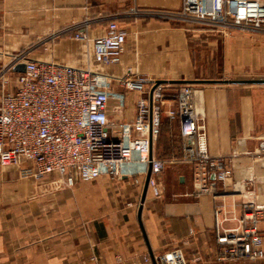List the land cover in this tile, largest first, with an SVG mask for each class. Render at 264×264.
<instances>
[{"label": "crops", "instance_id": "0c3cea01", "mask_svg": "<svg viewBox=\"0 0 264 264\" xmlns=\"http://www.w3.org/2000/svg\"><path fill=\"white\" fill-rule=\"evenodd\" d=\"M181 7L182 0H0V98L15 90L21 65L16 59L24 55L113 78L131 74L165 81L173 89L167 91L161 124L168 120L165 133H176L164 145L174 143L171 158L181 157L180 122L167 115L181 84L170 83L201 80L203 58L193 55L189 27L150 14ZM111 21L127 31V39L121 62L105 66L91 42L72 36L79 31L91 39L102 36ZM195 32L198 39L206 34L208 46L215 47L214 33ZM231 40L223 54L225 74L264 72L263 35L238 34ZM194 91L210 154L238 153L225 192L193 195V168L186 163L166 170L162 197L154 198L148 189L144 203L146 178L136 186L127 178L85 183L77 177L69 188L58 175L37 181L21 177L24 165L0 166V264H150L145 257L152 261L174 249L183 251L187 264H264V259L218 261L215 216L220 210L230 219L240 217L242 198L234 192L249 175L259 178L253 189L264 204V85L194 84ZM135 96L129 95L124 111L111 103L110 120L132 121ZM220 226L230 229L237 223ZM260 228L264 237V223Z\"/></svg>", "mask_w": 264, "mask_h": 264}, {"label": "built area", "instance_id": "2783aa9c", "mask_svg": "<svg viewBox=\"0 0 264 264\" xmlns=\"http://www.w3.org/2000/svg\"><path fill=\"white\" fill-rule=\"evenodd\" d=\"M150 14L160 20L207 27L224 36L232 32L264 36V0H182L178 11ZM72 38L91 42L96 59L112 66L121 62L127 31L117 21H111L102 36L91 39L79 31ZM16 63L24 64L25 70L18 74L15 90L0 98L1 167L24 165L21 177L37 181L58 175L69 188L75 186L77 177L85 183L127 178L139 186L150 173L148 189L159 199L167 166L186 163L193 168V195L216 197L226 191L238 153L233 151L226 158L210 154L205 119L197 113L192 85L178 86L174 106L167 111L170 119L180 122L183 154L161 159L155 154V144L168 99L166 90L173 85H157L156 81L131 74L113 78L26 55L17 57ZM130 94L136 95L132 121L110 120L109 105L114 103L124 111ZM258 180L256 175H249L238 183L234 193L242 198L240 217L230 219L220 210L215 213L221 253L218 261L264 259L260 228L264 223V204L253 189ZM228 220H234L237 226L220 228ZM154 261L187 264L181 249L155 256ZM145 262L153 264L149 256Z\"/></svg>", "mask_w": 264, "mask_h": 264}, {"label": "rangeland", "instance_id": "374dc122", "mask_svg": "<svg viewBox=\"0 0 264 264\" xmlns=\"http://www.w3.org/2000/svg\"><path fill=\"white\" fill-rule=\"evenodd\" d=\"M165 21V20H163ZM171 23H175V22H171ZM183 26L189 27L188 30H190L189 32V40L191 43V46L193 47V55L197 56L200 58V56H202L203 60L200 64V66H202L199 69V75L198 77L201 80H251V79H264V72H261V74L256 73H252L250 70H246L240 73H231V74H225L224 69H223V59H224V50H225V44H229L231 43L233 40H231L233 38V36L238 35V34H242V33H237V32H232L226 36H224L223 34H220L210 28L207 27H203V26H199V25H186V24H182ZM199 30L200 32H205V33H209L208 31H211L212 33H214V42H215V47H209L208 46V41L207 38L203 35L201 37L196 38L194 35H196L195 31ZM209 35V34H207ZM213 48V50H212ZM263 73V74H262ZM194 87V84L192 85ZM173 89V88H168ZM166 91H169V90ZM178 89V88H175ZM168 94V93H167ZM170 126V125H169ZM168 132V131H167ZM172 133H176V132H171V130H169L168 133H164V137L165 139L168 136H171ZM159 141H160V137L157 140V143L155 144V153L158 154L160 152H162L165 148L161 145H159ZM177 154V153H176ZM178 164H170L167 166V168L165 169L164 172H166V170H171L173 169V167L177 166Z\"/></svg>", "mask_w": 264, "mask_h": 264}, {"label": "water", "instance_id": "95a60500", "mask_svg": "<svg viewBox=\"0 0 264 264\" xmlns=\"http://www.w3.org/2000/svg\"><path fill=\"white\" fill-rule=\"evenodd\" d=\"M19 72H24L25 66L21 64L18 68ZM156 84H166L165 81H156ZM170 84H218V85H264V79H251V80H195V81H175L171 82ZM150 178V173L146 178L145 187L142 194V203H144L145 198L148 192V181ZM142 208L139 210V216H141ZM152 262L155 264L154 257H152Z\"/></svg>", "mask_w": 264, "mask_h": 264}, {"label": "trees", "instance_id": "16d2710c", "mask_svg": "<svg viewBox=\"0 0 264 264\" xmlns=\"http://www.w3.org/2000/svg\"><path fill=\"white\" fill-rule=\"evenodd\" d=\"M166 95L168 96V94H166ZM163 125H165L166 128H169V122H168V120H165L163 122V124L160 125V134H159L160 141H159V145L163 146L165 149L162 152L158 153L157 155H158V158H161V159H170L171 158V154L173 153V151L176 148H174V146H175L174 143L171 144V145H168V147H166L164 145L165 144V137H164L165 130H164ZM178 156H181V155H178Z\"/></svg>", "mask_w": 264, "mask_h": 264}]
</instances>
